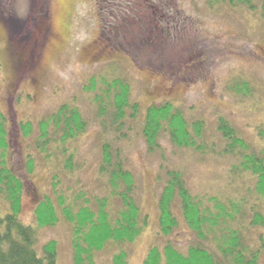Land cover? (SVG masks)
Returning <instances> with one entry per match:
<instances>
[{"label":"rangeland","instance_id":"obj_1","mask_svg":"<svg viewBox=\"0 0 264 264\" xmlns=\"http://www.w3.org/2000/svg\"><path fill=\"white\" fill-rule=\"evenodd\" d=\"M260 1L253 0L252 11L213 0H0V112L7 122L9 163L24 185L21 220L35 228L38 252L55 241L57 264H73L69 225L60 220L38 228L34 221L36 205L52 194V176L60 178L69 198L78 189L102 196L98 165L103 135L94 92L85 90L92 78L97 89L100 79L121 78L140 107L120 145L148 219L133 244L109 246L95 254V264H112L120 249L128 264H142L152 246L161 249L169 241L185 253L197 242L184 224L168 238L158 233L157 200L165 168L179 170L191 194L205 201L246 199L253 204L255 195L247 189L254 180L238 174L237 156L222 154L225 142L217 127L223 119L250 148L264 146L259 136L264 130ZM241 84L247 92L234 89ZM165 101L187 119L203 120L211 151L200 155L178 149L163 136L161 153L148 152L140 134L143 111ZM63 104L76 106L88 122L85 134L70 144L77 169L64 172L58 157L46 161L37 155L41 160L27 175L24 158L35 154L38 123ZM25 123L33 129L29 138L20 129ZM259 231L264 237V230Z\"/></svg>","mask_w":264,"mask_h":264},{"label":"trees","instance_id":"obj_2","mask_svg":"<svg viewBox=\"0 0 264 264\" xmlns=\"http://www.w3.org/2000/svg\"><path fill=\"white\" fill-rule=\"evenodd\" d=\"M255 10L253 0H213ZM264 18V0L260 1ZM92 78L86 91L94 92L93 103L100 121L103 142L100 145L98 175L103 180L102 196L78 189L69 198L62 190L60 178H51V195L43 197L34 210L36 227H52L60 220L69 225L72 234L73 264H95L94 256L109 246L133 244L147 227L136 198V183L126 166L121 141L127 138L129 121H134L140 107L131 100V90L121 78L100 79L101 87ZM238 93L247 92L245 84L234 85ZM240 86V87H239ZM205 123L189 120L183 111L169 101L152 104L142 115L140 134L150 153H161V138L178 149L203 155L214 147L205 142ZM7 122L0 112V264H57V244L49 241L37 251L36 230L21 220L24 185L13 171L9 160ZM88 122L76 106L61 105L37 126L33 140L34 156L24 158V170L30 175L38 159L58 157L62 170L74 173L76 139L85 134ZM25 138L33 129L30 123L20 125ZM217 131L225 142L222 154L239 159L236 171L254 180L253 204L192 195L184 175L165 168L163 185L157 200L158 233L168 238L181 224L194 234L197 242L185 253L169 241L160 249L152 246L142 264H264V146L250 148L228 122L220 119ZM264 141V130L259 133ZM40 158H37L36 156ZM57 155V156H56ZM40 159V160H41ZM161 181V179H159ZM76 192V193H75ZM91 193V192H89ZM112 264H128L127 253L120 249Z\"/></svg>","mask_w":264,"mask_h":264}]
</instances>
